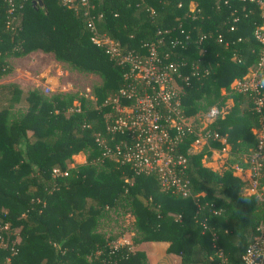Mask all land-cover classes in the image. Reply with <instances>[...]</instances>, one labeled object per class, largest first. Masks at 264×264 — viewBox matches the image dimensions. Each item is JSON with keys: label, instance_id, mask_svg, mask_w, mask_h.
Listing matches in <instances>:
<instances>
[{"label": "trees", "instance_id": "1", "mask_svg": "<svg viewBox=\"0 0 264 264\" xmlns=\"http://www.w3.org/2000/svg\"><path fill=\"white\" fill-rule=\"evenodd\" d=\"M89 16L122 51L146 55L153 46L180 65L173 85L194 132L174 153L186 160L190 194L162 191L156 175L134 174L96 146L113 113L103 102L122 84V69L90 42L84 9L61 0H0V77L9 59L39 50L102 80L90 99L0 88V98L7 93L0 100V264H148L144 253L113 249L97 230L116 206L134 219L133 244L167 242L166 253L180 264H218L219 254L225 264H242L264 234V169L257 194H245L233 167H250L260 116L251 95L230 84L258 63L262 46L253 30L264 24L262 9L240 0H94ZM211 106L224 108L209 126L224 142L210 137L194 151L195 130ZM224 146L222 168L206 167L203 158ZM78 153L85 161L75 165Z\"/></svg>", "mask_w": 264, "mask_h": 264}, {"label": "built area", "instance_id": "2", "mask_svg": "<svg viewBox=\"0 0 264 264\" xmlns=\"http://www.w3.org/2000/svg\"><path fill=\"white\" fill-rule=\"evenodd\" d=\"M240 1L258 4L264 14V0ZM61 2L74 11L78 6L84 9V15L89 18L87 28L90 42L122 69V84L115 94L103 102L113 110V113L106 114L105 135L97 132L94 138L102 156L128 166L134 174H154L162 191L187 197L190 194L189 181L182 176L186 160L174 153L182 137L194 132L190 121L180 113L177 91L173 85L181 75L180 65L168 61L167 54L159 56L153 46L148 48L146 55L133 50L122 51L118 42L97 31L94 18L89 16L94 0ZM253 36L262 46L258 63L254 69L230 84L233 91L251 95L254 112L260 116V123L253 130L255 149L248 155L250 167H233V174L244 182L245 194H257L259 176L264 169V24L255 27ZM177 43L173 41L172 45ZM223 112V107L211 106L202 115L201 127L195 130L196 138L191 148L201 149L210 137L224 142L219 133L209 128ZM53 173L57 174L58 170L54 169ZM243 175H248L247 180L243 179ZM262 195L258 194L260 199ZM121 245L127 244L119 241L113 243L112 247L116 249ZM218 256V264H225L222 255ZM241 259L242 264H264L263 231L248 245Z\"/></svg>", "mask_w": 264, "mask_h": 264}, {"label": "rangeland", "instance_id": "3", "mask_svg": "<svg viewBox=\"0 0 264 264\" xmlns=\"http://www.w3.org/2000/svg\"><path fill=\"white\" fill-rule=\"evenodd\" d=\"M7 66L8 72L0 77V88L6 84H15L24 93L38 89L47 96L55 93L71 94L90 99L94 94V89L102 83L98 75L81 71L68 63L59 62L51 53L39 50L32 51L23 57L11 58ZM221 93L224 94L223 89ZM6 94L4 90H1V102H4ZM201 149L192 148L194 151ZM227 150L226 147L218 150L212 149L210 156L203 158L204 165L212 170H220ZM71 159L73 164H81L85 161V155L78 153ZM133 221L128 209L116 206L105 218L98 221L97 230L104 235L109 245L120 241L122 244L129 245L131 251L136 253L140 251V246L139 243H132L136 233ZM144 250L148 264H180L176 255L163 253L162 245L156 247L147 245Z\"/></svg>", "mask_w": 264, "mask_h": 264}, {"label": "crops", "instance_id": "4", "mask_svg": "<svg viewBox=\"0 0 264 264\" xmlns=\"http://www.w3.org/2000/svg\"><path fill=\"white\" fill-rule=\"evenodd\" d=\"M207 167V166H206ZM210 168V167H209ZM211 169V168H210ZM243 177V179H246L247 180V178H248V175H243L242 176ZM147 245H149V246H154V247H156V246H158V245H162L163 246V253L165 254V255H172V254H168V253H166V248H167V246H168V243L167 242H159V241H145V242H141V243H139V246H140V251L139 252H142V253H144L143 251H145L144 249L146 248V246ZM146 252V251H145ZM146 253H144V255H145ZM147 255V254H146ZM174 255V254H173Z\"/></svg>", "mask_w": 264, "mask_h": 264}, {"label": "water", "instance_id": "5", "mask_svg": "<svg viewBox=\"0 0 264 264\" xmlns=\"http://www.w3.org/2000/svg\"><path fill=\"white\" fill-rule=\"evenodd\" d=\"M35 3H36V1L33 2V4H35ZM38 3L40 4V2H38Z\"/></svg>", "mask_w": 264, "mask_h": 264}]
</instances>
